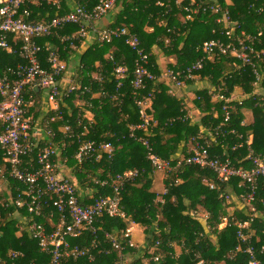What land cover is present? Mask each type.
Masks as SVG:
<instances>
[{
    "label": "trees",
    "instance_id": "16d2710c",
    "mask_svg": "<svg viewBox=\"0 0 264 264\" xmlns=\"http://www.w3.org/2000/svg\"><path fill=\"white\" fill-rule=\"evenodd\" d=\"M160 1L162 6L158 4ZM79 2L90 10L98 0ZM221 3L224 6V2ZM188 5V0L181 5L174 0H118L109 13V16L114 14V18L104 20L108 28L129 29L140 39L149 55L148 69L155 80L146 81L144 88L138 91L131 85L136 57L123 39L104 44L94 42L83 50L78 44L77 51L69 50L68 44L62 45L56 39L40 41L42 44L48 41L61 51L66 47L62 59L69 65L71 57L76 58L78 68L74 79L81 88L60 101L64 117L54 123L49 122L55 116L53 112L42 117L43 108L37 104L39 92L30 91L35 97V103L30 107V118L31 114L35 115L36 124L40 121L38 125L42 129L45 127L44 134L51 131L53 138L47 135L39 141L38 148L23 157L22 168L29 164L36 166L39 151L54 145L61 151V159H68L65 179L79 191H96L91 197L83 196L84 205L113 195L111 185L105 188L95 184V180L111 184L110 179L117 175L138 172V177L127 183L121 192V207L129 221L103 215L96 222L95 233L87 232L80 238L69 239L72 246L90 248L93 260L88 257L77 260L65 258L62 264L118 263L120 253L108 242L106 234H119L127 230L131 222L140 225L146 235L143 247H127L125 251V256L132 257V264H145L146 259L147 264H249V256L244 253L248 243L238 238L239 224L245 222H249V227L243 231L247 236L251 235V245L255 250L259 251L264 245V180H260L253 204L256 213L241 200L249 190L240 186L239 179L227 183L212 171L195 166L184 167L177 175L166 176V192L158 193L154 190L156 172L147 159L146 148L138 141L147 139L153 154L161 160L174 161L187 157L190 140L206 130L213 131L216 139L210 140L207 134H203L210 140L212 156L222 160L229 158L236 166H240V162L250 154L264 156V98L262 100L261 96L254 94L258 88L252 66H244L231 55H217L214 61L206 59L203 70L195 75L209 82L215 91H196L195 107L189 105L200 114V117L195 115V119L189 115L185 98L169 93L172 86L164 76L167 70L182 73L193 63L205 59L203 45L208 41L221 39L228 42L222 35L224 25L217 23L220 14L204 15L200 12L192 20L185 21L181 18L184 16L183 8ZM228 9L240 30L255 36L262 31L254 46L253 60L262 76L260 86L264 89V54H261L264 51V0H231ZM31 11L29 20L37 22L64 15L70 7L66 0H61L60 8L54 5L38 9L31 6ZM76 30V26H71L64 33ZM171 58L175 62L167 63ZM20 62L17 56L0 50V72ZM164 63L166 70H163ZM118 66L128 68L120 88L114 74ZM195 83V80H187L186 86L193 88ZM115 94L118 100L113 101L111 97ZM219 95L226 98L238 96L240 100L247 96L250 98L245 99L243 105L238 102L227 105L224 101L213 100ZM136 96L139 100L151 96V109L147 111L152 117L149 137L141 130L134 134L130 131V127L142 122ZM2 100L0 96V103ZM225 106L231 107L232 119L228 125L224 123ZM245 109L252 111V125L244 124ZM65 126H70L72 133H65ZM250 137L252 142L248 145ZM31 138L36 141L33 132ZM81 142L110 143L114 150L111 155L100 152L101 160L92 158L78 162L76 156ZM241 165L249 166L245 162ZM0 185V259H8L10 253L17 252L22 257L16 264L47 263L50 257L42 253L38 242L30 237L28 227L34 223L45 224L50 232L49 217L51 213L56 214V210L44 208L43 215L37 217L15 205L26 186L9 177L1 147ZM95 244H98L97 248H93ZM239 247L242 248L240 252L237 251ZM179 249L181 254L178 255ZM259 258L264 262V256Z\"/></svg>",
    "mask_w": 264,
    "mask_h": 264
},
{
    "label": "built area",
    "instance_id": "2783aa9c",
    "mask_svg": "<svg viewBox=\"0 0 264 264\" xmlns=\"http://www.w3.org/2000/svg\"><path fill=\"white\" fill-rule=\"evenodd\" d=\"M66 1L70 7L68 13L48 20L31 22L29 20L32 16L31 6H37V9L45 5L60 8L61 0H0V50L17 56L21 61L15 67H6L0 72V96L3 98L0 103V147L9 177L26 186V191L17 197L15 205L18 208L27 209L37 217L43 215L44 208L52 207L56 210V214L51 213L49 217V225L52 228L50 232L45 224L34 223L28 227L30 237L38 242L41 252L50 257V260L43 264H62L65 258L77 260L88 257L93 260L90 248L72 246L69 239L80 238L87 232L95 233L96 222L103 215L129 221L121 207V192L127 183L138 177V172L128 171L123 175H117L110 179L111 184L108 181L95 180V184L105 188L111 185L113 195L94 199L89 205H84V198L79 189L64 177L68 159H61V151L54 145H48L39 151L36 166L29 164L22 168L23 157L28 156L34 148L39 146V138L35 135V142L31 138L33 124L30 118V107L34 105L35 97L30 91L39 92L40 99H37V104L42 106L45 114L51 112L55 114L49 120L50 123H54L56 120H63L64 117L60 101L81 88L74 79L78 64L71 70V65L69 66L67 61L62 59V52L67 48L64 47L61 51L48 41L43 44L40 41L56 39L62 45L68 44L69 50L77 51L78 44L83 50L94 42L104 44L123 39L125 45L136 57L132 87L138 91L144 88L146 81L155 80V76L148 69L149 55L142 47L140 39L129 29L108 28L104 24V20L108 18L118 0H98L90 10L80 4L79 0ZM174 1L181 5L184 0ZM188 1L189 5L183 8L182 19L192 20L200 12L204 15L220 14L217 23L224 25L222 35L228 39V42H223L221 39L208 41L203 45L205 59L193 63L182 73L167 70L164 76L172 86L169 93L174 95L186 87L187 80H196L198 77L195 74L203 70L206 59L214 61L217 55H231L244 66L253 67L258 88L254 94L261 96L263 100L264 89L260 86L263 79L253 60L254 46L258 36L262 35V31L255 36L240 30L231 19L228 9L231 0ZM221 1L224 2V6ZM158 4L163 5L162 1ZM71 26H76L77 30L64 33ZM261 54H264V51ZM73 58L74 56L71 57ZM111 60L113 61L112 57ZM127 73L128 68L115 67L114 74L119 82L118 88L121 87ZM247 98L240 100L234 96L226 98L224 95H219L215 99L224 101L227 105L232 102L243 105ZM111 99L118 100L117 94ZM135 100L142 122L130 127V131L134 134L137 130H141L146 133V137H149L152 117L147 111L151 109V96L143 100L137 99L136 96ZM230 109L229 106L223 108L225 125H228L232 119ZM64 132L72 133L71 127L65 126ZM203 134H207L210 140H216L213 131L203 130L201 134L190 140L188 156L174 159V161L161 160L153 154L147 139H138V141L146 148L147 159L156 173L166 176L177 175L184 167L195 166L212 171L220 180L227 183L235 178L239 179L240 186L249 190L247 195L241 196V200L251 206L252 211L256 213L253 204L260 180H264V156L250 154L240 162V166L233 165L229 158L222 160L211 155L210 140ZM47 135L53 138L51 131ZM78 139L81 138L78 137ZM250 144L248 142V145ZM113 150L110 143L81 142L76 159L78 162L92 158L101 160L100 152L111 155ZM244 162L249 166L241 165ZM89 190L92 193L89 192L86 197H91L96 192L94 189ZM204 218L206 219L207 216L205 215ZM248 227L249 222L239 224L238 238L241 242L248 243L244 253L249 256V264H264L259 258L264 256V245L259 251L255 250L251 245V235L247 236L243 231ZM132 235L131 227L119 234H106L108 242L120 253L121 259L116 264H132L130 256H125L127 247L138 248ZM97 245L95 244L93 248H97ZM241 250V247L237 249L238 252ZM20 257H22L20 253H10L8 259H0V264H16Z\"/></svg>",
    "mask_w": 264,
    "mask_h": 264
},
{
    "label": "crops",
    "instance_id": "0c3cea01",
    "mask_svg": "<svg viewBox=\"0 0 264 264\" xmlns=\"http://www.w3.org/2000/svg\"><path fill=\"white\" fill-rule=\"evenodd\" d=\"M109 20V19H108ZM78 57V56H77ZM75 59L76 58H73V59H71V63H70V65L71 66H76V64H75ZM79 62V61H78ZM175 61L173 60V59H170V63H174ZM69 65V66H70ZM161 65V64H160ZM162 66H163V70H166V64L164 63V64H162ZM161 66V67H162ZM166 82H168V80L166 79ZM169 83V82H168ZM180 92L182 93V91L180 90V91H177L176 92V94L177 95H179L180 94ZM179 93V94H178ZM186 95V94H185ZM179 97H181V96H179ZM235 97V96H234ZM235 98H237V99H240V97H235ZM187 104H188V102H187ZM189 111V110H188ZM243 113H244V116H245V125L246 126H248V125H252V123H253V114H252V111L251 110H248V109H245V110H243ZM45 115V113L42 115V117H45L44 116ZM35 115H32L31 114V119H32V121L34 120V117ZM37 123V121L35 122V120H34V123L32 122V124H33V133L36 135V138H39V141H42L47 135H45L44 134V130L38 125V124H40V121H38V124H36ZM38 130V131H37ZM38 132V133H37ZM249 142L251 143L252 142V137H250V140H249ZM156 189V190H155ZM154 190L155 191H157L158 193H165L164 192V182L163 183H161L160 182V177L158 178V180L157 181H155V186H154ZM130 227H131V229L133 230V234H135V233H137L138 231H140V233H139V235H140V237H141V239H140V241L138 242H136L135 240H134V238H133V241H134V243L138 246V248H141V247H143V245L145 244V242H146V235H145V232H144V229L140 226V225H136V224H134V223H131L130 224ZM133 236V235H132ZM176 254H181V250L179 249L178 251H177V253ZM131 258V260H132V257H130ZM148 259H146V261H147ZM145 261V264H147V262Z\"/></svg>",
    "mask_w": 264,
    "mask_h": 264
},
{
    "label": "rangeland",
    "instance_id": "374dc122",
    "mask_svg": "<svg viewBox=\"0 0 264 264\" xmlns=\"http://www.w3.org/2000/svg\"><path fill=\"white\" fill-rule=\"evenodd\" d=\"M114 18V14H112V15H110L109 17H108V19L109 20H112ZM182 19V18H181ZM171 59H173L174 61H175V59L174 58H171ZM76 62V61H75ZM167 63L168 62H170V59H168L167 61H166ZM75 66L73 65V66H71L70 67V69L72 70L73 68H74ZM195 84H194V87L193 88H191V86L189 87V86H186L185 88H183L181 91H182V93L180 92V94H179V96H181V97H184L185 98V100L188 102V104H187V107L189 108V115L190 116H192V118H196L195 117V115L196 116H198V117H200V114H199V112H198V110L195 108L194 109V99L196 98V91L197 90H202V89H208V90H210V91H213V87L211 86V85H209V82H206V81H202V80H200L199 78H197L196 80H195ZM186 94V95H185ZM237 97V96H236ZM213 100H216L215 99V97H214V99ZM189 105H191V107L192 106H194L193 107V110L190 108V106ZM156 181L158 180V178L160 177V182L161 183H163L164 181H165V179L167 178L166 177V175H164V174H161V173H156ZM1 186V185H0ZM1 190V189H0ZM80 192V194L82 195V196H85V195H87L89 192H90V194L92 193V191L91 190H87L86 192H83V190H81V191H79ZM2 200V199H1ZM139 233H140V231H138L137 233H135V234H133V238H134V240L137 242H139L140 241V239H141V237H140V235H139Z\"/></svg>",
    "mask_w": 264,
    "mask_h": 264
}]
</instances>
